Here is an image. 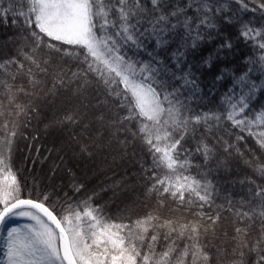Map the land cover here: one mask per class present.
Listing matches in <instances>:
<instances>
[{"label":"snow or ice","instance_id":"snow-or-ice-1","mask_svg":"<svg viewBox=\"0 0 264 264\" xmlns=\"http://www.w3.org/2000/svg\"><path fill=\"white\" fill-rule=\"evenodd\" d=\"M25 3L24 11L17 12L10 7L0 9V18L11 15L13 23L21 18L26 26L29 36L25 40H30V45L26 43L20 49L23 60L42 73L47 71L37 60V49L42 47L81 60L85 70L72 72L71 78L82 80L86 85L91 73L104 85L107 95L116 100V104L109 107L110 117H97L101 125L140 140L152 155L153 167L166 170L167 174L162 176L152 173L154 182L149 191L161 196L167 194L179 205H194L196 211L195 218L186 223L179 219L161 220L149 214L132 225L117 224L106 221L99 214L100 210L89 204V197L76 207L66 202L58 217L45 203L51 193L38 194L39 200L21 198L20 182L10 163L11 138L16 135L13 131L0 140V232L6 233L2 264H208L210 257L200 241L209 233H215L220 213L225 210L234 216L232 240L235 246L231 264H247L252 254H255L252 264H264V186L252 181L246 198H242L238 206L227 200V209L224 205L214 209L211 182L185 175L191 164L187 158H178V149L190 134V124L207 125L210 119L219 122L220 117L207 113L185 115L179 87L164 91L165 76L180 87H191L193 92L198 90L194 74L185 71L191 67L187 55L204 39L201 28L215 27L212 17L222 10L216 6V0H185L183 6H170L167 0H25ZM260 8L264 9V4ZM244 29L241 35L245 38L250 34L260 35L259 30L247 25ZM149 44L152 52H148ZM65 46L79 51H69ZM24 47H28L27 52ZM221 47L231 48V44L226 42ZM259 47L264 49V44ZM124 49H136L150 59L148 62L133 60L126 52L122 54ZM161 55L166 59H161ZM210 60L203 61L209 68L212 67ZM5 63L17 64L18 71L25 68L24 63L15 59ZM0 68H4V64H0ZM27 74L33 85L39 83L32 76L31 67ZM12 79L15 80V76ZM243 80L244 77H240V81ZM0 83L7 90L9 102L15 103L17 93L23 89L14 90L11 84ZM59 83L62 85L64 80L61 78ZM254 90L255 85H252V92ZM15 107L18 115L25 112L23 105L15 104ZM247 107L245 96L241 95L238 103L231 104L226 119L236 127L247 126L264 148V131L251 132L253 124L264 125V113L254 121L237 119ZM120 111L126 114L120 116ZM133 121L135 131L129 127ZM4 127L7 128V124ZM234 147L227 142L223 144L225 152ZM196 150L206 163L214 157V147L203 140ZM254 170L264 176V164ZM82 188L83 185H73L74 192ZM205 208L209 212H205ZM16 216L28 217L35 223L6 227ZM257 221L258 234L253 236L251 230ZM161 240L165 248L157 254L155 246ZM179 240L187 241L182 249L178 246Z\"/></svg>","mask_w":264,"mask_h":264},{"label":"trees","instance_id":"trees-1","mask_svg":"<svg viewBox=\"0 0 264 264\" xmlns=\"http://www.w3.org/2000/svg\"><path fill=\"white\" fill-rule=\"evenodd\" d=\"M167 2L170 6H183L185 0ZM261 4H264V0H216V6L222 10L212 17L211 23L215 27H202L201 35L204 39L195 51L187 55V62L191 67L185 71L194 74L198 85L196 92L191 87H180L176 81H168L166 76L163 77L166 84L164 91H172V86L179 87V100L185 105V109H182L185 115L207 113L209 116L220 117L219 122L210 119L207 125L203 122L198 125L190 124V134L178 149V158H187L191 164L184 174L197 179L206 178L211 182L214 209L217 205H224L227 209V200H232L238 206V202L246 198L252 181L264 186V176L254 170L259 164H264V148L249 133L247 126L236 127L226 119L227 113L231 111V104L238 103L241 95L245 96L248 107L237 119L254 121L264 113V49L259 47L264 44V9L260 8ZM4 7L13 8L17 12L24 11L26 3L25 0H0V9ZM244 25L259 30L260 35L243 37L241 32L245 30ZM28 36L21 18H16L15 23L12 22L11 15L0 18V64H4V68H0V81L11 84L14 90L23 89V92L17 93L15 103H10L6 88L0 83V140L10 132L16 133L11 138L10 163L20 182L21 198L39 200L41 196L38 194L51 193L49 201L45 203L58 217L66 202L76 207L81 201L91 197L89 204L98 208L99 214L108 222L132 225L134 221L149 214L161 220L179 219L185 223L193 220V213L196 211L194 205H179L167 194L161 196L149 191L154 182L151 179L152 173L155 172L157 176L167 173L166 170L153 167L152 155L147 146L138 139L133 140L123 131L116 132L115 129L102 126L97 119L100 115H104L106 119L110 117L109 107L116 104V100L107 95L104 85L91 73L87 76L89 83L86 85L82 80H73L72 72L86 68L81 60L43 47L37 49V60L47 71L40 72L19 54L22 46L26 43L30 45V40H25ZM226 42L231 44V48L221 47ZM65 47L69 51H79L70 46ZM24 51L27 52L28 47H24ZM152 51V45L149 44L148 52ZM125 52L133 60L148 62L150 59L146 53L136 49H124L122 54ZM160 58L166 59L164 55ZM209 58L211 68L203 63ZM12 59L24 63L25 68L18 71L17 64L5 63ZM171 63L169 62V66ZM29 67L32 68V76L39 82L36 85L30 82L31 77L27 74ZM179 75L177 71V76ZM12 76H15V80ZM217 76L222 78L217 80ZM240 77H244L242 82ZM61 78L64 80L62 85L59 83ZM252 85H255L254 92ZM78 88L80 91H77ZM160 90L157 88V91ZM15 104L23 105L25 112L18 115ZM50 106H54L55 110ZM125 114V111L119 112L120 116ZM52 118H61L59 128L73 136L71 142L77 144L73 152L71 149L55 150L56 133L48 126ZM5 124L7 128L4 127ZM129 127L135 131L136 122L133 121ZM260 131H264V125L251 126V132ZM240 137L242 139H238ZM201 140L214 147V157L207 163L196 150ZM224 142L235 147L225 152ZM97 144L103 148L107 146V151L116 147L115 152H110L109 155L121 154L120 161L110 165V159L104 158L103 152L97 150ZM82 157L87 161L98 160L101 166H106L86 179L82 175ZM74 164L81 171L78 172ZM89 166L87 164L86 167ZM124 179L133 184L132 190L141 197L139 202L132 198L128 188L119 189ZM73 185H83V188L80 192H74ZM204 211L209 212V209L205 208ZM220 215L215 233H209L200 241L210 257L208 264H231L234 259V216L228 210L222 211ZM258 226L259 221L252 227L253 236L258 234ZM159 231L162 233L164 230ZM186 242L177 241L179 248L182 249ZM164 248L165 244L161 240L155 246V252L159 254ZM254 259L255 254H252L248 257L247 264H252Z\"/></svg>","mask_w":264,"mask_h":264},{"label":"rangeland","instance_id":"rangeland-1","mask_svg":"<svg viewBox=\"0 0 264 264\" xmlns=\"http://www.w3.org/2000/svg\"><path fill=\"white\" fill-rule=\"evenodd\" d=\"M50 107L55 110L54 106H50ZM60 120H61V118H59V119H55V118L53 119L52 118V119H50L49 124H48V126L52 127L53 131L55 130V133H56L55 134V137H56L55 143H57V146L55 147V150L57 151V149H58V150L66 151V149H68L70 151V149H71V151L73 152V150L76 148L77 144L75 142H71V138L73 136H69L68 131H63L62 128H59ZM43 128H45V126ZM86 132L90 134L89 130H86ZM42 134H43V132H42ZM80 134L82 135L83 132H80ZM95 137L97 138V136H95ZM97 146H98L97 150L99 149L98 151L103 152L102 154H103L104 158L110 159V165L113 163H118L120 161V158H121L120 155L121 154L120 155L119 154L113 155L114 154L113 153V154L109 155L110 152H115L116 147L112 148L110 151H107V150H109V148L107 146L106 147L104 146V148L98 144H97ZM78 150L79 149H77V151ZM97 153L99 154V152H97ZM76 154L79 156L78 153H76ZM80 159L82 160V164H81L82 173H83L82 175L86 179L89 176L96 175L99 171H101L103 166H106V164L105 165L102 164V166H101V164L99 163L98 160H97V162L94 159H92V160L89 159L87 161L86 159H83V157ZM87 164H90V166L86 167ZM74 167L77 169L78 172L81 171V169L78 170L77 165L74 164ZM120 186L121 187L119 189H121V190L128 188V190L130 191L129 193H131L132 198L136 202H139L141 200V197H139L137 192H134L135 190L134 191L132 190V188H133L132 183H129V182L125 181V179H124V183H122ZM115 193H117V191ZM33 223H35V222L32 221L31 219H29L28 217L16 216V217L11 218V220L9 221V223L6 227H15V226L27 225V224H33ZM5 235H6L5 232H0V264H2V261H3V241H4Z\"/></svg>","mask_w":264,"mask_h":264}]
</instances>
